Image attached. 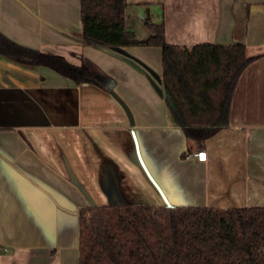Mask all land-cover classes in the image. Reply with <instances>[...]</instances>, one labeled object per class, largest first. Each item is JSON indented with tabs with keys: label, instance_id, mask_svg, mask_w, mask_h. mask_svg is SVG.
I'll return each instance as SVG.
<instances>
[{
	"label": "crops",
	"instance_id": "crops-1",
	"mask_svg": "<svg viewBox=\"0 0 264 264\" xmlns=\"http://www.w3.org/2000/svg\"><path fill=\"white\" fill-rule=\"evenodd\" d=\"M125 14L138 40L163 22L170 44L245 46L229 122L187 140L161 91V49L83 44L79 0H0L1 35L103 79L0 54V264H79L82 207L165 205L136 149L173 206L264 207V0H126Z\"/></svg>",
	"mask_w": 264,
	"mask_h": 264
},
{
	"label": "trees",
	"instance_id": "trees-1",
	"mask_svg": "<svg viewBox=\"0 0 264 264\" xmlns=\"http://www.w3.org/2000/svg\"><path fill=\"white\" fill-rule=\"evenodd\" d=\"M80 41L115 51L161 49L164 98L187 140L201 146L229 122L232 95L253 60L243 44L166 42L164 23L138 40L125 27L126 0H79ZM0 54L48 67L74 82H102L88 66L20 45L0 34ZM79 264H264V207L104 205L78 213Z\"/></svg>",
	"mask_w": 264,
	"mask_h": 264
},
{
	"label": "water",
	"instance_id": "water-1",
	"mask_svg": "<svg viewBox=\"0 0 264 264\" xmlns=\"http://www.w3.org/2000/svg\"><path fill=\"white\" fill-rule=\"evenodd\" d=\"M161 91L163 92V90L161 89ZM110 94L118 101V103L123 107V109L125 110L127 117L129 119V122L131 125H133V118H132V114L128 108V106L126 105V103L121 99V97L115 93L113 90L110 91ZM137 148V147H136ZM136 154H137V159H138V165L140 166L141 170L143 171V173L146 175V177L148 178V180L150 181V183L154 186V188L158 191V193L161 195L162 199L165 202V205L168 207H171L173 205H171V203L168 201L167 197L165 196V194L163 193V191L161 190V188L158 186V184L154 181L153 177L150 175L149 171L147 170V168L145 167L141 156L138 152V149H136Z\"/></svg>",
	"mask_w": 264,
	"mask_h": 264
},
{
	"label": "built area",
	"instance_id": "built-area-1",
	"mask_svg": "<svg viewBox=\"0 0 264 264\" xmlns=\"http://www.w3.org/2000/svg\"><path fill=\"white\" fill-rule=\"evenodd\" d=\"M198 155H199V156H202V152H199ZM188 156H189V155H188Z\"/></svg>",
	"mask_w": 264,
	"mask_h": 264
},
{
	"label": "bare ground",
	"instance_id": "bare-ground-1",
	"mask_svg": "<svg viewBox=\"0 0 264 264\" xmlns=\"http://www.w3.org/2000/svg\"><path fill=\"white\" fill-rule=\"evenodd\" d=\"M202 157H203V155H202Z\"/></svg>",
	"mask_w": 264,
	"mask_h": 264
}]
</instances>
